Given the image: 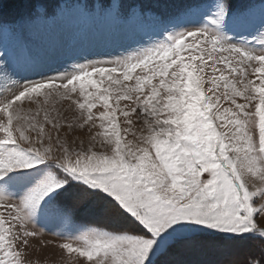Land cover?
Instances as JSON below:
<instances>
[{
  "label": "snow or ice",
  "instance_id": "obj_1",
  "mask_svg": "<svg viewBox=\"0 0 264 264\" xmlns=\"http://www.w3.org/2000/svg\"><path fill=\"white\" fill-rule=\"evenodd\" d=\"M17 2L25 12L5 23L0 0V34L18 41L57 16ZM86 11L158 25L159 38L64 68L25 48L11 74L0 46V264H32L50 225L66 226L72 264H208L209 250L264 241V0ZM78 203L104 226L75 227Z\"/></svg>",
  "mask_w": 264,
  "mask_h": 264
},
{
  "label": "rangeland",
  "instance_id": "obj_2",
  "mask_svg": "<svg viewBox=\"0 0 264 264\" xmlns=\"http://www.w3.org/2000/svg\"><path fill=\"white\" fill-rule=\"evenodd\" d=\"M3 20L12 23L19 19L25 8L19 11L17 0H3ZM108 0H53L50 9L57 12V16L46 22L33 25L22 41L11 36L0 34V46L9 53L12 65L24 63V49H30L34 55L40 56L49 67L64 68L76 62H85L82 58H100L104 55L115 56L133 51L141 46H148L160 29L158 25L141 21H130L127 24L116 22L111 16L89 14L86 8L93 6L99 10L101 4ZM135 3L136 0H127ZM146 3L154 0H144ZM240 8L254 3L257 8L260 0H234ZM21 13V14H20ZM30 75V74H29ZM87 142L86 132H77ZM264 201H259V204ZM91 205L78 203L72 208L75 227H99L106 223L91 211ZM264 219V218H262ZM65 225H50L39 241H32L28 259L32 264H72L68 254L58 245L65 242L59 232L66 231ZM264 241L257 238L237 245L223 246L218 250H209L200 258L208 264H245L252 258L260 259L264 256Z\"/></svg>",
  "mask_w": 264,
  "mask_h": 264
},
{
  "label": "trees",
  "instance_id": "obj_3",
  "mask_svg": "<svg viewBox=\"0 0 264 264\" xmlns=\"http://www.w3.org/2000/svg\"><path fill=\"white\" fill-rule=\"evenodd\" d=\"M146 1V0H145ZM46 2L48 3V6L50 7V5L53 3V0H46ZM19 7V11L24 9V6L21 5L20 3L16 4ZM21 14V13H20ZM23 14V13H22Z\"/></svg>",
  "mask_w": 264,
  "mask_h": 264
}]
</instances>
